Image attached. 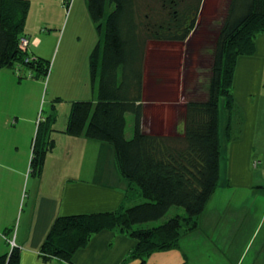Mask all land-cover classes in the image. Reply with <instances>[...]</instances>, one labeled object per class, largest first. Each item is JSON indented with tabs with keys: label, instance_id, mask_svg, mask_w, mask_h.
I'll list each match as a JSON object with an SVG mask.
<instances>
[{
	"label": "trees",
	"instance_id": "16d2710c",
	"mask_svg": "<svg viewBox=\"0 0 264 264\" xmlns=\"http://www.w3.org/2000/svg\"><path fill=\"white\" fill-rule=\"evenodd\" d=\"M204 0H88V12L100 40L90 56L96 101L72 105L66 133L113 146L122 177L135 185L146 200L114 212L60 216L42 248L45 261L59 259L74 264L77 251L104 230H118L137 240L127 260L147 264L157 252L178 249L184 235L199 229L200 218L220 184L222 159L221 105L235 112L233 82L238 58L256 52V39L264 32V0H229L211 52L209 79L203 99L185 103L183 133L172 135L144 131L145 62L151 42L182 43L196 30ZM29 0H0V70L19 71V80L45 81L51 64L19 49L26 38ZM29 38V37H28ZM27 67L28 75L21 68ZM135 118L134 136L126 137L127 115ZM57 111L37 129L30 164L41 176ZM234 128L228 127L232 140ZM176 215L152 228L138 225ZM11 233L5 232L6 236ZM10 244V243H9ZM11 246V245H9ZM20 250L11 248L0 264H20ZM184 264H188L185 262Z\"/></svg>",
	"mask_w": 264,
	"mask_h": 264
},
{
	"label": "crops",
	"instance_id": "0c3cea01",
	"mask_svg": "<svg viewBox=\"0 0 264 264\" xmlns=\"http://www.w3.org/2000/svg\"><path fill=\"white\" fill-rule=\"evenodd\" d=\"M59 1L54 0L52 6ZM83 3L87 8L88 0ZM49 5L46 0L39 2V7L46 10L47 20L59 14L62 17V5L59 12ZM75 6L76 0L73 9ZM86 14L91 42L88 51L81 55L83 85L85 99L96 101L98 84L92 82L90 56L99 36L88 10ZM40 41L37 37L34 49L41 46ZM0 74L11 87L6 100L0 97V110H4L0 111V257L10 252L9 240L15 229L13 239L20 250V264H67L56 258L45 261L41 256L42 245L58 217L114 212L122 206L143 203V197L120 174L112 145L66 133L70 114L60 125L57 112L51 134L55 147L47 154L42 175H33L30 164L40 123L36 109L41 102L43 80L30 79L36 82L35 89L32 85L18 96L15 85L20 87L22 80L17 81L16 74L6 68ZM57 89L53 86L52 93L58 95ZM3 91L0 83V94ZM233 93L234 114L224 102L221 105L220 184L201 215L199 229L184 235L178 249L152 254L147 264H264V32L256 39L255 54L238 58ZM61 102L62 98L56 96L51 108L58 111ZM143 104L145 109L151 107L147 100ZM183 112L184 108L181 116ZM50 115L51 112L46 117ZM229 126L234 128L230 141ZM171 131L178 133L176 128ZM174 208V213L182 215L178 207ZM5 232L11 235L6 236ZM136 245L137 240L126 233L104 230L76 252L73 263L140 264L138 260L126 261Z\"/></svg>",
	"mask_w": 264,
	"mask_h": 264
},
{
	"label": "rangeland",
	"instance_id": "374dc122",
	"mask_svg": "<svg viewBox=\"0 0 264 264\" xmlns=\"http://www.w3.org/2000/svg\"><path fill=\"white\" fill-rule=\"evenodd\" d=\"M29 1L30 10L25 26V34H29L34 39L27 36L29 43L26 49H19L22 53L30 55V57L35 58V55H37V57H41L51 64L47 79L41 82V102L36 109L38 121L41 122L47 118L48 113L52 112L51 101L59 96L62 98V102L57 106V112L60 117V125H62L71 113L74 102L88 101L85 99L86 88L83 85L81 66V55L83 52L88 51L91 42V34L84 18L88 5L85 8L84 0H76V6L73 9L74 0H61L59 3H55L57 6H52L54 0H46L50 4V8L52 7L58 12L61 10V5L64 8L62 17L59 14L56 18L47 20L46 10L39 7V2H43V0ZM228 3L229 0H221V2L220 0H207L206 7L199 18L198 28L188 41L176 44L160 42L149 44V55L145 64L146 80L144 81L143 100H147L151 107L147 109L144 107L143 127L145 132L172 135L175 132L171 129L176 128L178 134L183 133L181 129L184 127V122L180 113L185 108L186 101L203 99L206 95L211 52L226 14ZM97 34L99 36L98 30ZM37 37L41 40V46L34 49L33 46ZM99 40L100 36L96 44ZM6 70L12 71L16 74V80L19 79V71L10 68H6ZM21 70L24 75L30 73L27 67L23 66ZM2 77L5 76L2 75L0 78L4 91L0 94V97L2 96V99L6 100L11 87ZM35 83V81H30L29 78L22 79L20 87L19 84L18 87L15 85L16 90H18L17 95L21 96L23 90H30L29 87L32 85L35 89L37 86ZM53 86L58 88V95L52 93ZM33 96L32 102L34 103L36 101V90H34ZM33 110L34 107L30 109V111ZM0 111L3 112L4 110ZM129 117L131 118L129 119ZM134 128V115L128 114L126 127L128 139L133 138ZM36 134L37 130L35 137ZM26 193L27 187H25L24 195ZM145 201L143 198V202ZM179 209L184 216L186 214L185 210L183 208ZM173 211L170 210L159 221L141 224L137 228H152V225L159 226L177 215ZM14 232L10 240L13 239Z\"/></svg>",
	"mask_w": 264,
	"mask_h": 264
},
{
	"label": "built area",
	"instance_id": "2783aa9c",
	"mask_svg": "<svg viewBox=\"0 0 264 264\" xmlns=\"http://www.w3.org/2000/svg\"><path fill=\"white\" fill-rule=\"evenodd\" d=\"M29 43V40L27 38H23L20 42V45H19V48L25 50L27 45ZM9 243L11 245V248H16V242H15V239H12V240H9Z\"/></svg>",
	"mask_w": 264,
	"mask_h": 264
}]
</instances>
